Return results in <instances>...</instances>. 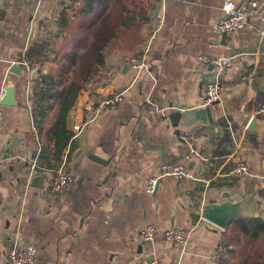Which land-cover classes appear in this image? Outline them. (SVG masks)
I'll list each match as a JSON object with an SVG mask.
<instances>
[{
	"label": "crops",
	"instance_id": "crops-1",
	"mask_svg": "<svg viewBox=\"0 0 264 264\" xmlns=\"http://www.w3.org/2000/svg\"><path fill=\"white\" fill-rule=\"evenodd\" d=\"M110 1L115 11V0ZM224 1L163 0L155 17L145 21L138 15L148 16L155 3L119 0L125 12L105 51L107 78L88 84L66 118L72 136L61 159L67 153L72 183L59 198L47 188L61 159L41 132L54 122L56 108L40 114L39 95L51 90L39 82L55 74V56L68 46L58 19L69 0H0V95L13 86L16 100L1 107L0 252L29 242L35 264H135L142 258L160 264H264V244L239 238L234 221L223 231L200 217L208 200L237 202L250 194L255 217L264 218V148L252 143L262 142L256 134L244 131L251 117L264 119L253 113L264 104V47L259 51L264 9L242 30L219 33L214 25ZM35 44L45 48L40 60L46 75L38 72L31 80L19 60ZM234 51L248 55L221 77L218 102L204 106L203 88L213 70L198 57ZM137 57L146 64L142 70L129 64ZM14 64L22 67L20 74L10 71ZM253 70L257 75L248 81ZM111 92L121 100L96 111ZM146 98L175 110L162 120L148 117ZM225 121L237 137L219 149L222 158L214 157V139L224 135ZM237 160L247 163L249 174L220 177ZM163 163L180 165L197 180L159 177ZM33 177L41 183L31 185ZM151 179L157 183L148 194ZM146 225L157 229L151 243L139 238ZM171 228L190 230L185 246L166 240ZM219 245L227 251L222 262L212 258Z\"/></svg>",
	"mask_w": 264,
	"mask_h": 264
},
{
	"label": "trees",
	"instance_id": "trees-1",
	"mask_svg": "<svg viewBox=\"0 0 264 264\" xmlns=\"http://www.w3.org/2000/svg\"><path fill=\"white\" fill-rule=\"evenodd\" d=\"M115 11L112 10L110 0H69L59 17L60 31L68 46L63 53L55 56L58 67L55 76L43 77L39 82L40 88L51 90L39 95L41 104L40 114L47 115L56 108V118L51 126L42 128L46 146L54 142L53 154L56 160L61 159L63 150L72 136L67 127V115L73 107L78 94L90 83L107 78L105 69V51L109 42L116 35L122 25V16L125 12L119 0H115ZM113 6V5H112ZM71 11V14L69 13ZM70 15V16H69ZM115 16V22H113ZM138 17L148 21L146 12ZM44 47L37 44L29 52V57H43ZM106 71V72H105ZM108 73V72H107ZM53 90V91H52ZM46 107L43 109L44 103ZM223 136L214 139L217 145L214 154L222 158L219 149L232 145L228 123L222 122ZM231 129L236 130L234 125ZM254 146L264 148V139L261 143L252 139ZM236 179V178H231ZM237 233L247 242L259 241L264 244V218L253 217L238 219L233 222Z\"/></svg>",
	"mask_w": 264,
	"mask_h": 264
},
{
	"label": "built area",
	"instance_id": "built-area-1",
	"mask_svg": "<svg viewBox=\"0 0 264 264\" xmlns=\"http://www.w3.org/2000/svg\"><path fill=\"white\" fill-rule=\"evenodd\" d=\"M150 3L163 2V0H146ZM264 9V0H242L240 2H234L233 0H225L222 7L221 13L222 17L215 23L214 28L219 33H230L240 31L245 28L249 22L256 16H258L261 11ZM150 42L146 45V49H148ZM264 46L259 44V51ZM248 53L244 51H234L231 53L218 54L215 56H199L198 59L212 67V75L209 79L206 80L203 94L204 100L203 105L207 106L213 102L219 100L221 95V84L220 79L223 74L230 68L235 62L243 59L247 56ZM20 64L22 66L27 67L30 71L36 70L43 75L45 74L44 65L41 60L28 59L26 53H23L20 60ZM130 64L137 69H143L146 67V64L143 60L137 58L130 59ZM257 75L255 70L251 71L245 76V79L248 81L252 80L254 76ZM108 98L101 102L96 111L104 106H108L114 103H117L121 100V96L115 92H111ZM1 99V95H0ZM1 103H0V120L2 117L1 112ZM175 107L171 105L162 106L160 103L150 100V98H146L145 100V113L148 117L162 120L164 119L169 111L173 110ZM254 114L264 116V104H258L255 108ZM83 125L77 128L76 133L73 137H76L79 131H81ZM228 129L232 134V138H236L235 134L237 131H233L231 129V124L228 123ZM245 131V129H244ZM189 143V140H187ZM68 151V150H67ZM190 154L193 151L189 152ZM35 170V166H30L29 175H33ZM249 174V169L245 161L237 160L228 170L223 173L225 178H241ZM29 176V177H31ZM173 177L177 180L182 179H194L190 175V173L186 170V168L180 165H173L170 163H163L161 165V173L159 177ZM72 183V174L69 170L68 162H67V153L64 154L63 158L60 160L58 166L54 171V175L51 181L48 184L47 191L61 198L70 188ZM157 183V179L149 180L146 192L148 194L153 193L155 186ZM157 231L154 225H146L142 227L139 231V238L144 242H153L155 238V232ZM189 229H168L164 235L167 241L172 242L176 245L185 246L189 239ZM212 258L216 262H222L227 258V251L222 245H219L214 251ZM36 261V250L32 244L29 242H16L10 246L6 247L4 252H0V262L2 264H35ZM135 264H160V262L156 258H142L138 260Z\"/></svg>",
	"mask_w": 264,
	"mask_h": 264
},
{
	"label": "water",
	"instance_id": "water-1",
	"mask_svg": "<svg viewBox=\"0 0 264 264\" xmlns=\"http://www.w3.org/2000/svg\"><path fill=\"white\" fill-rule=\"evenodd\" d=\"M160 7V2L155 3V9L148 14L149 19H153L157 14ZM56 10L54 11V13ZM11 72L20 74L22 67L20 65H12ZM39 73L36 70L30 71L29 77L31 80L38 79ZM254 87V84L252 85ZM218 102V101H216ZM214 102V103H216ZM0 103L2 106H14L16 105L15 91L13 86H7L3 95L1 96ZM213 103V104H214ZM93 116L95 115L93 111ZM92 116V118H93ZM245 130L254 133L258 136L259 140L264 139V119H259L257 116L251 117L245 125ZM92 159L101 162V160L95 156ZM42 178L33 177L31 185H36V182L41 183ZM226 197V196H225ZM257 210V204L253 199V196L247 194L243 196L237 202H231L229 200L217 203L215 200H208L201 208L200 217L203 221L215 226L218 229L226 230L231 222L243 218H253Z\"/></svg>",
	"mask_w": 264,
	"mask_h": 264
},
{
	"label": "rangeland",
	"instance_id": "rangeland-1",
	"mask_svg": "<svg viewBox=\"0 0 264 264\" xmlns=\"http://www.w3.org/2000/svg\"><path fill=\"white\" fill-rule=\"evenodd\" d=\"M40 58H41V57H35L34 59L40 61ZM129 64H130V63H129ZM130 65H131V64H130ZM143 69H144V68H143ZM141 70H142V69H141ZM51 76H55V75L53 74V75H51ZM118 94H119V93H118ZM119 95L121 96V94H119ZM103 101H104V100H103ZM103 101H101V102H103ZM101 102H100V103H101ZM161 105H162V106H166V105H163V104H161ZM97 107H98V106H97ZM173 110H175V108H174ZM34 119H35V116H34V114L32 113L31 118H30V121H31V122L33 121V122H34V121L36 120V119H35V120H34ZM33 125H34V124H33ZM36 125H37V124H36ZM36 128L38 129V125L36 126ZM230 133H231V132H230ZM231 136H232V134H231ZM67 152H68V151H67ZM246 164H247V163H246ZM221 176H222L223 178H225V177L223 176V174H220V177H221ZM172 178H173V177H172ZM174 179H175V178H174ZM239 238H241L240 235H239Z\"/></svg>",
	"mask_w": 264,
	"mask_h": 264
}]
</instances>
